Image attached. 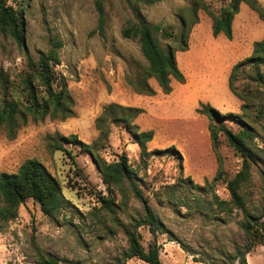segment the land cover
I'll return each mask as SVG.
<instances>
[{"label":"rangeland","instance_id":"1","mask_svg":"<svg viewBox=\"0 0 264 264\" xmlns=\"http://www.w3.org/2000/svg\"><path fill=\"white\" fill-rule=\"evenodd\" d=\"M230 1L163 0L137 5L147 23L173 33V38L157 35L156 39L164 49H172L184 76L183 83L171 80L169 94L149 79L154 93L148 96L138 93L128 81L147 63L138 38L122 36L125 28L137 24L126 2L4 0L21 11L24 29L22 48L0 31V72L9 81L11 100L25 103L28 97L26 53L37 59L54 42H60V64L55 71L66 83L72 115H48L41 120L27 115L13 139L0 128V174L15 173L24 161L35 159L60 183L67 201L57 217L49 218L37 203L26 200L14 220L0 225V264H37L32 240L42 254L69 264H110L127 248L115 218L129 224L143 216L141 204L128 189L126 203L116 207L115 218L100 209L99 198L109 193L93 158L70 143L64 144L70 155L53 151L48 137L55 133L76 135L79 141L94 145V154L107 163L117 162L120 156L127 158L137 184L171 235L158 234L156 238L162 264H228V258L232 264H240L242 255L246 264H264V245L258 241L245 254L250 240L241 228V211L215 202V197L229 202L227 182L240 171L243 158L223 134L216 154L210 142V121L196 111L200 104H208L220 114L240 117V122H223L234 133L249 130L252 138L247 142L259 160L250 165L249 177L239 192L248 211L264 221V64L238 69L233 84L237 95L228 81L232 68L250 57L253 45L264 39V21L242 2L232 21L231 40L213 37L210 14L218 16ZM257 2L264 9V0ZM99 8L104 19L102 31L97 28ZM2 92L0 86V108ZM111 103L143 110L133 124L140 132L153 131V139L146 144L148 152L173 146L181 159L170 154L142 156L120 123L111 124L109 135L98 141L95 120ZM110 189L115 204H120L118 190ZM138 232L147 250L153 237L146 226ZM127 264L146 263L131 259Z\"/></svg>","mask_w":264,"mask_h":264},{"label":"trees","instance_id":"2","mask_svg":"<svg viewBox=\"0 0 264 264\" xmlns=\"http://www.w3.org/2000/svg\"><path fill=\"white\" fill-rule=\"evenodd\" d=\"M131 8L137 20L136 25H130L122 32L124 38H138L140 51L144 57L147 66L139 67L138 72L128 80L129 84L140 94L151 96L153 90L148 84L149 79H154L164 94L171 92L170 82L175 80L178 83L184 82V76L179 70L173 51L170 48L164 49L156 39L157 35L165 39L173 38V33L168 32L161 25L147 23L138 13L139 4L146 6L162 2L163 0H123ZM245 3L254 10L259 18L264 21V9H262L257 0H231L229 5L223 8L218 16L212 14V36L222 35L227 40L232 38V21L234 16L239 12L240 3ZM104 19L101 9L98 10V30L102 31ZM0 31L8 34L13 38L16 44L22 48L24 45L23 38V15L20 10L7 5L4 0H0ZM181 46L185 48L182 43ZM62 47L60 42H54L47 53H41L37 59H34L26 53L27 72L24 79L28 97L25 103H19L11 100L8 90L9 81L3 72H0V86L2 92V104L0 108V128H5L10 139L15 136V129L19 122L27 115L33 119H43L50 116H59L67 118L72 115L68 104L71 103L66 83L61 76L55 71V67L60 64L58 49ZM264 64V39L253 45L252 55L243 61L237 63L229 77V88L234 95H237L233 86L235 75L239 68L243 66L257 67ZM39 87L41 89H39ZM39 89V90H38ZM9 96V97H8ZM197 113L204 115L210 121L209 135L212 150L217 154L220 140V134H223L231 146L242 158V168L227 182L229 191V202L220 201L215 197L217 206L231 205L241 211L244 220L241 228L250 240V244L245 248V254L248 253L255 245L256 241L264 245V221L262 218L254 217L246 208L243 197L239 192L240 187L249 177V168L251 164H256L259 157L248 144L252 138L249 130L243 128L238 133H234L223 125L225 120L240 122L239 116L233 114H220L208 104H200L196 110ZM143 113L141 108L126 107L111 103L104 107L100 116L95 120V127L99 131L98 141L109 135L111 124H122L128 133L134 138L135 144L140 148L142 156L170 154L181 156L175 148L169 147L164 150H153L148 152L146 144L153 139V131H138L133 124V120ZM49 146L53 151H61L70 155L64 148V144L70 143L78 145L79 148L87 152L93 158L96 169L101 175L102 182L108 190V196L100 197V209L115 218L116 207L121 203H126L128 198L126 190H129L135 200H137L143 210V216L139 219H132L129 224L120 222L117 218L118 225L127 239V248L115 255L110 264H127L131 259L140 260L146 264H162L159 258L160 246L156 242L158 234L170 235L164 223L154 212L149 204V198L145 197L141 188L137 184L136 173L131 168L125 156H120L117 162L107 163L100 156L94 154L95 146L88 145L78 140L76 135L68 137L60 136L55 133L48 137ZM216 179V178H214ZM209 184H206V186ZM114 186L119 192L121 202L115 204V196L110 189ZM31 199L40 207L42 214L49 218L57 217L65 208V200L60 183L46 169V167L35 159L24 161L15 173L0 174V225L14 220L18 215L19 207ZM224 211L231 210L223 208ZM146 226L153 237V242L145 250L140 241L138 229ZM171 236V235H170ZM171 242L174 239L169 240ZM34 246L37 264H69L66 260H59L50 255H44L32 240ZM183 249V248H182ZM241 256V254H239ZM228 264H232L231 259H227ZM74 264H82L76 262ZM240 264H246L245 258L240 257Z\"/></svg>","mask_w":264,"mask_h":264}]
</instances>
